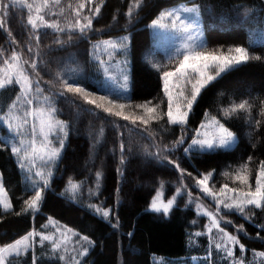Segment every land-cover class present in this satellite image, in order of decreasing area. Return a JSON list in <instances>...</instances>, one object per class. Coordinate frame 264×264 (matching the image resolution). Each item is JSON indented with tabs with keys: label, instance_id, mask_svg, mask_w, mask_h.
I'll use <instances>...</instances> for the list:
<instances>
[{
	"label": "snow or ice",
	"instance_id": "obj_1",
	"mask_svg": "<svg viewBox=\"0 0 264 264\" xmlns=\"http://www.w3.org/2000/svg\"><path fill=\"white\" fill-rule=\"evenodd\" d=\"M126 2V11H118L112 16V24L97 29L94 22L102 16V10L107 6L106 0H68L66 4L64 0H0V31L7 35L10 46H14L10 56L0 51V93H15L9 97L10 102L6 106L0 105V126L6 132L5 135H0V151L9 153L14 158L23 174L24 192L32 193L22 198V207L17 212L5 187L4 174L0 172V219L9 213L18 217L30 213L35 217L40 212L46 199L45 194L51 189L60 161L64 158L72 132L71 121L57 118L62 114L57 104L64 99L74 105L77 116L86 112L97 117L104 113L105 120L113 118L112 123L117 130L116 142L112 148V155L118 158L115 169L118 178L117 192L121 190L120 185L124 182L126 167L133 153L130 142L125 139L124 129L137 132L149 141L143 146L145 156L159 164L172 166L179 172V186L175 189V195L166 201L162 198L166 189L161 180L149 208L153 212L168 215L177 199L186 194V206L194 204L197 217H207L208 223L203 226V231L189 233L190 245H195L197 238L205 235L208 237L206 254L203 257L193 256V260H199L200 264H216L215 257L220 256L223 264H264V251L252 250V260H248L249 249L241 242L240 235L242 233L245 237L248 236L243 224L233 225L234 233L222 226L233 224L227 218L230 214L239 213L245 221H253L257 218L256 210L264 212V159L259 160L258 166L253 169L251 165L255 162L254 156L249 155L239 167L223 172V176L230 177L233 183L238 182V186L229 187L228 183H224L218 190L211 185V180L215 177L214 171L199 173L194 177L192 172L181 167L178 160L171 159L172 154L181 147L185 156L197 151L214 152L233 147L238 142V136L226 124L243 113L248 114L246 122L250 128L264 130V99L249 95L247 99L237 100L235 92L227 97L226 105L218 108L217 115L220 118L210 116L206 111V119L199 127L188 128L193 107L207 88L248 62L261 61L264 57L252 54L248 47L239 45L208 49L201 24L203 6L195 3V0H189L191 7L180 5L162 9L145 26L153 32L172 31L182 38L180 46L168 56V64H162L154 58L147 60L151 68L160 74L163 98H166V101L162 98L160 104L152 100L133 104L127 96L112 98L110 92L98 95L99 89L89 90L84 81L70 74L69 70L57 68L53 73L49 67L51 61L44 59L47 52L87 41V63L93 65L94 71L101 74L105 82L111 81L120 89L127 90L130 82L128 67L131 63L128 55L132 41L128 26H134L135 22L142 19L139 13L143 0ZM13 10L27 13L26 23L23 25L27 29L24 41L26 52L23 48L16 50L20 47V41L9 26L15 15ZM206 11L211 14L212 9ZM252 12L255 9H245L244 16L247 17ZM120 15L126 18L127 24L119 30L128 32L127 35L104 40L91 39L92 35L113 31ZM49 29L55 34L52 41L57 46L55 49L51 45L46 48L42 45V34ZM248 43L251 46L253 40L250 38ZM119 55H123L124 59H118ZM46 75L52 78L46 80ZM121 99L128 102H120ZM165 102L166 110L163 107ZM256 105L260 107L262 117L258 120L252 115ZM165 118L167 126L180 128L179 137L171 144L163 143L162 139L157 138L159 134L153 131L155 125H165ZM120 121L126 123L121 124ZM167 131L166 126L161 127V132ZM103 133L104 128L101 127L97 143ZM254 134H248L250 139ZM185 144L187 147H184ZM252 147L256 148V145L253 144ZM103 175L101 170L95 172V187L88 189L89 200L98 199ZM253 175L254 186L250 183ZM185 177L192 178L204 197H210L214 201V210L207 207L199 195L193 196L189 185L185 183ZM84 183L83 180L77 182L69 177L59 196L72 204L80 205ZM119 204L120 200L117 199V208L104 207V202H89L80 206L105 221L114 232H119ZM191 225L195 227L197 220H192ZM49 227L54 228L55 232H47ZM255 227V239L264 244V235H261L264 223H256ZM127 235L131 238L134 233L129 231ZM46 244L50 245V264H85V260L97 246L96 240L89 235H81L49 216L40 231L33 228L11 242L0 245V264H28L29 253L31 264H43L42 257L37 255V246L44 249ZM237 249L240 255L236 254Z\"/></svg>",
	"mask_w": 264,
	"mask_h": 264
},
{
	"label": "trees",
	"instance_id": "obj_2",
	"mask_svg": "<svg viewBox=\"0 0 264 264\" xmlns=\"http://www.w3.org/2000/svg\"><path fill=\"white\" fill-rule=\"evenodd\" d=\"M179 2L190 3L189 0H143V7L139 13L142 17L134 26H128V32L132 34L130 60V84L126 93H118L104 86L101 74L94 71L93 65L87 63L85 49L87 41L80 44L65 47L58 51L47 52L44 59L50 60L49 67L54 73L57 68L66 69L70 74L82 79L91 91H99L98 95L111 93V97L119 99L121 96L130 98L133 104L143 103L152 100L156 104L161 103L163 98L162 81L160 74L154 71L147 63L153 59L162 64H168L169 54L161 51L152 42L149 29L145 26L154 19L165 7H169ZM107 6L102 10V16L94 22L97 29L106 28L112 24V16L117 12L126 11V0H106ZM195 3L203 6L201 21L205 32V43L208 49H215L219 46H245L255 55L264 57V44H253L249 46V33L260 32L264 24V0H195ZM240 6V7H237ZM212 9L209 14L206 9ZM245 9H255L249 16L245 17ZM15 15L11 18L10 28L13 34L20 41V51L23 48L26 52L24 41L27 37V29L23 27L26 23L27 13L13 10ZM221 17H224L221 19ZM118 24L111 32L103 35H92L91 39L101 40L116 36L125 31L123 29L127 20L123 15L118 17ZM127 32V33H128ZM55 34L52 30H47L42 34V45L45 48L52 44ZM7 35L0 31V50L11 53ZM27 59V55H25ZM57 64V65H56ZM46 80L51 76H45ZM236 93V99L252 98L264 99V60L250 61L240 67L235 72L227 74L207 88L198 102L194 105L189 117V129L199 126L207 111L210 116H217L219 107L227 104V97ZM224 93L225 95H221ZM14 92L0 93V105L10 102L9 97L14 96ZM71 96V94H69ZM166 101V98H163ZM120 102L127 103L121 99ZM61 110L59 119L68 120L72 123V132L69 137L64 158L60 161L59 169L51 185V189L46 192V199L41 210L35 217L32 214L16 216L9 213L0 219V245L11 242L33 227H39L51 216L60 223L67 225L82 235H89L96 240L97 246L85 260V264H154V256H162L170 259H177L190 255L188 250L189 233L203 230L205 216L197 217L195 205H188L187 195L177 199L176 205L168 215L153 212L148 209V205L155 190L159 187V181L165 183V197L170 198L175 195V189L179 186L180 174L172 166L159 164L143 153V146L149 141L140 136L137 132H128L124 129L126 141H129L133 153L126 167L125 179L121 190L117 192L116 166L118 158L112 155V148L116 142L117 130L112 123L113 118L104 119L106 114L101 113L99 117L91 113L81 112L77 116L75 107L68 101L61 99L57 104ZM166 110V102L163 105ZM254 119H261L260 107L254 106L252 113ZM248 114L232 118L226 126L234 131L238 136V142L229 149H218L214 152H193L189 156L183 153V147L172 154L171 159L180 162L181 167L193 176L199 173L214 171L215 177L211 180V185L216 190L228 183L229 187L238 186L233 183L230 177L222 175L225 171H231L247 160L249 155L254 156L253 169L258 166V161L264 159V130H255L247 124ZM121 124L126 122L120 121ZM155 125V122H154ZM167 127V132H161V127ZM103 127L104 133L97 138L99 129ZM158 139L163 143L171 144L180 135V128L166 125H155ZM255 134L250 139L249 133ZM0 135H5L1 129ZM189 136L188 139H190ZM255 144L256 148L252 145ZM185 147V145H184ZM145 159L146 166L140 165V160ZM88 161V163H87ZM230 166V167H229ZM103 172L102 187L98 199L89 200L88 189L94 188L95 172ZM0 172L5 178V187L13 200L15 210L18 212L23 204V199L32 193L24 192L23 174L15 164L14 158L9 153L0 151ZM69 177L76 181H84L83 199L80 205L87 203H101L104 206L117 208L116 201L120 200L118 214L121 220L119 232H114L101 218L92 214L85 207L72 204L69 200L59 196L64 189ZM136 180V182H135ZM149 182L146 188L137 187L136 183ZM185 183L193 192V196L199 194L195 181L185 177ZM250 183H255L254 175L250 178ZM257 211V218L253 221H245L239 213L230 214L228 217L237 224H243L248 236L241 235V242L246 244L249 250L264 251V244L255 239L257 228L256 223H264V212ZM196 219L197 225L193 227L191 221ZM134 233L129 238L127 233ZM264 235V232L261 233ZM43 264H50L48 257L40 255ZM28 264H31V253L28 255Z\"/></svg>",
	"mask_w": 264,
	"mask_h": 264
},
{
	"label": "rangeland",
	"instance_id": "obj_3",
	"mask_svg": "<svg viewBox=\"0 0 264 264\" xmlns=\"http://www.w3.org/2000/svg\"><path fill=\"white\" fill-rule=\"evenodd\" d=\"M67 2H68V0H64L65 4ZM180 5H185V6H188V7L192 6L191 3L179 2V3H176V4L171 5L169 7H165V8L179 7ZM165 8H163V9H165ZM201 24H202V21H201ZM202 28H203V24H202ZM149 32H150V36H151V39H152V42L154 43V45H156L161 51H163V52H165V53H167L169 55L172 54L175 51V49L177 47H179L180 44L182 43V38L180 36H178L176 33L172 32V31L156 30L155 32H153V30L149 29ZM127 34L128 33L126 32V33H122V34H119V35H116V36H122V35H127ZM249 35H250L249 39L251 38L253 40L252 45L253 44H259V43L264 44V24H263L262 30L260 32H257V31L250 32ZM116 36H112L110 38H113V37H116ZM106 39H109V38H106ZM203 39H205L204 29H203ZM101 40H104V39H101ZM248 42H249V40H248ZM0 51L4 52L6 55H9V56L11 55V53H9L8 51H4V50H0ZM117 58L118 59H124V56L123 55H119ZM180 58H182V57H180ZM128 59H129V55H128ZM0 63H2V61H0ZM128 71L130 73V64H129V67H128ZM129 76H130V74H129ZM101 80H103L104 86L107 89H109V90L117 91L118 93H126L129 90V87H128L127 90H123V89H120L117 85L113 84L111 81L105 82V80H104V78L102 76H101ZM129 84H130V82H129ZM205 119L206 118L204 116L202 121H204ZM1 129H2V126H0V131H1ZM3 133L6 134L5 131H3ZM190 139H191V137H190ZM190 139H189V142H190ZM185 147H187V144H185ZM140 161H141L140 165L145 167L146 166L145 159L143 158ZM87 163H88V161H87ZM135 182H136V180H135ZM148 185H149V182H145V183H141V184L140 183H136L137 187L146 188ZM198 191H199L198 195L201 197L202 202L207 207H209L210 209L214 210L215 209L214 201L210 197H204V195L200 192L199 189H198ZM162 198L165 201L167 199H169V198L165 197V194L163 195ZM95 204H99V203H95ZM104 207H109V206H104ZM148 209L151 210L149 208V205H148ZM160 214H163V212H160ZM227 218L230 219L229 217H227ZM47 219L39 227H33V228H35L37 231H40L41 230V226L47 223ZM230 220H232V219H230ZM232 222H233V220H232ZM207 223H208V219H207V217H205V224H207ZM60 224L64 225L62 223H60ZM233 225H238V224L236 222H233L232 225H222V226H225L226 230H228L229 232H233L234 233ZM33 228H31L30 230H32ZM69 228H71V227H69ZM203 230H200V231H203ZM46 231L49 232V233H52V232H55V229L52 228V227H49L48 229H46ZM70 247H71V245H70ZM207 248H208V237H207V235H205L203 237L197 238V243L195 245H190L189 242H188V250L190 252V255H186L184 257H180V258H177V259H170V258H166V257H162V256H154L153 257V262H154V264H200L199 260H193L192 257L193 256L203 257L206 254ZM236 254L240 255L238 249H237V253ZM37 255L38 256L44 255L46 257H49V255H50V245L46 244V247L44 249H40L39 246H37ZM247 258H248L249 261L252 260V250H249L247 252ZM215 260H216V264H223V260H222V258L220 256H216Z\"/></svg>",
	"mask_w": 264,
	"mask_h": 264
}]
</instances>
